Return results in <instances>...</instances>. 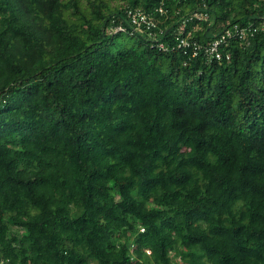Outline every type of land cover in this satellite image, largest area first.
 Here are the masks:
<instances>
[{
	"label": "trees",
	"instance_id": "obj_1",
	"mask_svg": "<svg viewBox=\"0 0 264 264\" xmlns=\"http://www.w3.org/2000/svg\"><path fill=\"white\" fill-rule=\"evenodd\" d=\"M200 11L202 44L258 30L185 54ZM263 22L264 0H0V264H264Z\"/></svg>",
	"mask_w": 264,
	"mask_h": 264
},
{
	"label": "built area",
	"instance_id": "obj_2",
	"mask_svg": "<svg viewBox=\"0 0 264 264\" xmlns=\"http://www.w3.org/2000/svg\"><path fill=\"white\" fill-rule=\"evenodd\" d=\"M159 14H164L165 10L160 6L155 9ZM125 21L127 26L130 27L134 33L146 34L147 37L157 41V23L152 14L147 13L141 9L127 8L125 10ZM208 18L206 12H194L188 17L182 20V23L178 27L177 35L175 37V43L177 47L182 48L183 53H189L192 56H196L199 52L205 54L208 59L220 60L223 55L225 59L229 58L228 54L222 53V48L229 45L232 40H237L241 44H248L250 38L258 30L257 26L251 24L239 25L235 23L229 27L223 29L216 38L210 41L208 44H202L192 39L190 32L185 30V25L190 20L205 21ZM122 23H115L110 26V32L122 31L127 29ZM264 27V22L261 25ZM157 46L161 49H167V46L162 42H157Z\"/></svg>",
	"mask_w": 264,
	"mask_h": 264
},
{
	"label": "rangeland",
	"instance_id": "obj_3",
	"mask_svg": "<svg viewBox=\"0 0 264 264\" xmlns=\"http://www.w3.org/2000/svg\"><path fill=\"white\" fill-rule=\"evenodd\" d=\"M125 40L133 41V38H127V36L122 35V38L119 39L120 42H124Z\"/></svg>",
	"mask_w": 264,
	"mask_h": 264
}]
</instances>
